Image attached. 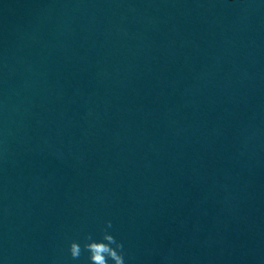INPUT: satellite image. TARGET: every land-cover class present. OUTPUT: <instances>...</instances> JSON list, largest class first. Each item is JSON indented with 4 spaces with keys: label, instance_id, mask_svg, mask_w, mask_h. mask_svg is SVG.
Instances as JSON below:
<instances>
[{
    "label": "water",
    "instance_id": "1",
    "mask_svg": "<svg viewBox=\"0 0 264 264\" xmlns=\"http://www.w3.org/2000/svg\"><path fill=\"white\" fill-rule=\"evenodd\" d=\"M87 244L264 264V0H0V264Z\"/></svg>",
    "mask_w": 264,
    "mask_h": 264
},
{
    "label": "clouds",
    "instance_id": "2",
    "mask_svg": "<svg viewBox=\"0 0 264 264\" xmlns=\"http://www.w3.org/2000/svg\"><path fill=\"white\" fill-rule=\"evenodd\" d=\"M86 247L89 249V251H90V253H91V255H90V259H91V261L93 262V264H102V261H99V260L96 259V257H98V256L96 255V253H95V251H94V248L89 247L88 244L86 245ZM76 254H77L76 252H73V255H74V256H75ZM118 257H119V259H120V264H123L121 257H120V256H118Z\"/></svg>",
    "mask_w": 264,
    "mask_h": 264
}]
</instances>
